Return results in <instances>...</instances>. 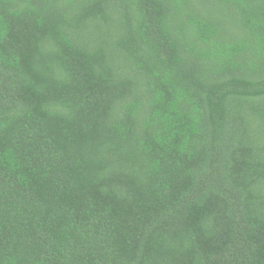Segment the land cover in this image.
Segmentation results:
<instances>
[{
    "label": "trees",
    "instance_id": "trees-1",
    "mask_svg": "<svg viewBox=\"0 0 264 264\" xmlns=\"http://www.w3.org/2000/svg\"><path fill=\"white\" fill-rule=\"evenodd\" d=\"M0 264H264V0H0Z\"/></svg>",
    "mask_w": 264,
    "mask_h": 264
}]
</instances>
